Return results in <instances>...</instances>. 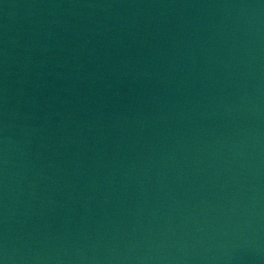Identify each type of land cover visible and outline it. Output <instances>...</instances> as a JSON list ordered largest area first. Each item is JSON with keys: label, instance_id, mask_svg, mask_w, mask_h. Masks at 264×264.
<instances>
[{"label": "water", "instance_id": "water-1", "mask_svg": "<svg viewBox=\"0 0 264 264\" xmlns=\"http://www.w3.org/2000/svg\"><path fill=\"white\" fill-rule=\"evenodd\" d=\"M0 80L239 264H264V0H0Z\"/></svg>", "mask_w": 264, "mask_h": 264}]
</instances>
